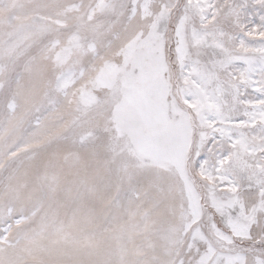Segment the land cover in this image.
Segmentation results:
<instances>
[{
  "label": "snow or ice",
  "instance_id": "obj_1",
  "mask_svg": "<svg viewBox=\"0 0 264 264\" xmlns=\"http://www.w3.org/2000/svg\"><path fill=\"white\" fill-rule=\"evenodd\" d=\"M0 264H264V0H0Z\"/></svg>",
  "mask_w": 264,
  "mask_h": 264
}]
</instances>
